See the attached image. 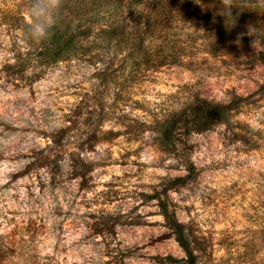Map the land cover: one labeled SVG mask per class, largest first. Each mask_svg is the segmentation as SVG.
<instances>
[{"label":"rangeland","instance_id":"rangeland-1","mask_svg":"<svg viewBox=\"0 0 264 264\" xmlns=\"http://www.w3.org/2000/svg\"><path fill=\"white\" fill-rule=\"evenodd\" d=\"M29 2L0 0V248L8 247L1 264H110L108 250L115 244L106 248L104 238L88 228L106 214L123 217L115 239L126 252L124 264L183 258L157 202L145 195L186 172L177 157L153 143L152 127L138 130L134 140L119 137L113 147L99 145L86 154L92 161L112 154L91 173L89 189L65 178L53 185L41 170L25 173L32 153L62 124L68 108L97 84L94 68L79 61L53 66L30 83L8 77L10 49ZM245 19L242 45L225 42L221 51L191 52L180 64L159 69L131 89V101L116 115L150 123L187 102L228 103L253 94L264 84V56L252 46L260 38L247 34L264 39V20ZM248 102L236 113L244 125L220 124L186 136L196 176L168 192L176 220L194 231L213 264H264V100Z\"/></svg>","mask_w":264,"mask_h":264},{"label":"trees","instance_id":"trees-1","mask_svg":"<svg viewBox=\"0 0 264 264\" xmlns=\"http://www.w3.org/2000/svg\"><path fill=\"white\" fill-rule=\"evenodd\" d=\"M219 8L220 0H64L47 39L39 43L26 40V21L22 18L23 27L10 49L8 77L13 82H33L53 66L72 61L93 67L97 82L68 108L62 124L52 129L44 145L32 153L24 166L25 173L41 170L53 185L65 178L78 181L82 190L89 189L91 173L96 166H103L112 154H104L98 161L85 155L93 153L99 145L113 147L119 137L134 140L143 127H152L153 143L167 155L179 159L186 176L168 177L162 188L145 195L157 202L159 215L184 254L180 259L154 258L158 264H213L194 231L176 220L168 192L183 179L196 176L187 158L186 136L220 124L232 128L244 125L236 120V113L250 104L252 97L264 100V84L250 96L235 95L228 103L203 99L187 102L180 110L155 115L150 123L132 120L126 113L116 115V109L131 101V89L146 77L161 68L180 64L179 60L187 58L191 52L221 51L226 47L225 42L242 45L245 36L241 26L248 20L245 16L261 15L264 20V11L237 9L233 12L234 16L238 15L233 26V22H224L218 15ZM247 35L260 38L256 45L264 56V39L258 33ZM195 44L199 45L194 47ZM108 96L111 97L109 103ZM138 104L133 102L134 107ZM111 120L115 121L114 127L103 129ZM235 130V140L240 141L242 135H237ZM128 154L125 152L123 158ZM122 218L119 214H106L88 228L104 238L101 239L106 248H111L112 244L116 245L115 228L122 224ZM115 245L108 250L110 264H124L126 252ZM6 254L8 247L0 248V264Z\"/></svg>","mask_w":264,"mask_h":264},{"label":"clouds","instance_id":"clouds-1","mask_svg":"<svg viewBox=\"0 0 264 264\" xmlns=\"http://www.w3.org/2000/svg\"><path fill=\"white\" fill-rule=\"evenodd\" d=\"M64 0H30L26 10V24L24 35L26 40L41 42L50 36L51 29L54 27ZM250 9L253 11H264V0H220L219 16L223 17L224 22L231 21L233 26L238 17L233 15L234 10ZM242 12V11H241ZM201 31H203L201 29ZM252 46H256L254 40Z\"/></svg>","mask_w":264,"mask_h":264}]
</instances>
